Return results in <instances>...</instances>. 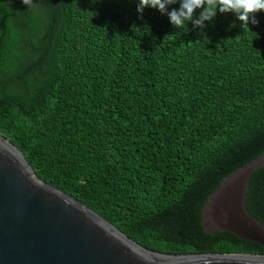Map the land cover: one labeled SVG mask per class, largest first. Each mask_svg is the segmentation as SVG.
Returning <instances> with one entry per match:
<instances>
[{
  "label": "trees",
  "instance_id": "16d2710c",
  "mask_svg": "<svg viewBox=\"0 0 264 264\" xmlns=\"http://www.w3.org/2000/svg\"><path fill=\"white\" fill-rule=\"evenodd\" d=\"M137 2L0 0V135L144 248L264 256L202 225L222 181L264 153V11L177 29ZM247 207L264 226V168Z\"/></svg>",
  "mask_w": 264,
  "mask_h": 264
},
{
  "label": "water",
  "instance_id": "95a60500",
  "mask_svg": "<svg viewBox=\"0 0 264 264\" xmlns=\"http://www.w3.org/2000/svg\"><path fill=\"white\" fill-rule=\"evenodd\" d=\"M264 153L225 178L202 209L207 234L228 232L264 247V226L247 207ZM0 264H264L249 254H162L142 247L98 213L40 180L0 135Z\"/></svg>",
  "mask_w": 264,
  "mask_h": 264
},
{
  "label": "clouds",
  "instance_id": "9594fccd",
  "mask_svg": "<svg viewBox=\"0 0 264 264\" xmlns=\"http://www.w3.org/2000/svg\"><path fill=\"white\" fill-rule=\"evenodd\" d=\"M26 6H30L31 0H22ZM178 4V8L171 5ZM145 8L159 11L167 15L169 22L177 29L187 27L189 21L193 27L203 30L206 22H211L220 13H234L242 25L258 24L255 14L264 11V0H138L137 11L143 13ZM200 13L196 16V10Z\"/></svg>",
  "mask_w": 264,
  "mask_h": 264
}]
</instances>
